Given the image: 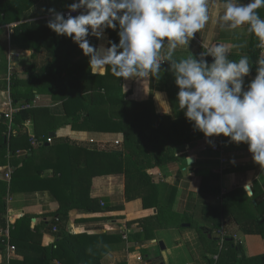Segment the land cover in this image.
I'll return each instance as SVG.
<instances>
[{
    "label": "crops",
    "instance_id": "1",
    "mask_svg": "<svg viewBox=\"0 0 264 264\" xmlns=\"http://www.w3.org/2000/svg\"><path fill=\"white\" fill-rule=\"evenodd\" d=\"M73 2L78 0H39L25 12L20 21L0 26V110L6 109L9 103H13L11 81L14 79L17 81L21 94L29 87L33 88L35 96L31 106L47 108L51 115L57 117L66 115L63 99L53 96L63 95L64 90L66 91L70 86L66 79L68 68L77 66L81 70L93 73L89 64L90 57L84 55L75 41H63L56 57L57 63L48 70L50 71L48 78L43 79L39 89L36 81L29 80L30 66L35 63L36 70L42 69L52 60V56L48 54L47 49L33 54L32 50L21 48L22 41L16 39L17 36L15 38L14 27L23 22L48 23L54 19L48 9L54 8L56 12L64 14L69 10L68 5ZM226 2L227 0H209L210 19L207 25L189 40L188 45L177 46L172 51L171 60L167 58L170 51L168 41H164L158 77L150 74L144 78L138 76L122 78L121 87L116 88V93L118 95L128 93L127 100L150 99L158 114L174 119L178 116L177 108L180 107L179 87L171 67L173 62H179L188 57L209 60V49L217 44H223L229 49L227 53L229 60L238 61L243 56L250 58L253 33L248 31L249 25L236 29L230 28L227 24L221 27L223 21L220 17L225 11ZM232 2L246 4L250 0H232ZM83 10L86 9L82 8L80 12ZM88 39L98 53L102 54L103 50L109 47L108 31H105L102 38L90 35ZM261 53L264 57V49H261ZM208 64L211 65V62ZM106 70L107 66L97 69L96 74L103 75ZM51 72L55 73L51 74ZM9 73H11L10 76ZM254 78L255 76L251 73L244 78L243 90L248 89ZM114 84L116 85V81ZM79 86L84 91L83 94L89 92L90 86L87 82H82ZM171 95L174 96L177 105H173ZM24 102L25 99L20 97L17 104ZM180 110L185 116V110ZM72 121L71 116L67 118V121H63L53 132L54 135H50L52 140L46 142V145L70 142L98 150L119 149L122 145V135L119 132L86 131L72 126ZM13 124L11 137L17 134L19 127L15 121ZM22 124L23 131L33 137L35 135L34 120H25ZM209 139L215 146L208 142ZM115 140H120L121 143L115 145ZM38 146H34V153L31 149H24L16 154L19 155L20 160L35 154V161L43 164L45 163L43 157L47 150H40ZM214 147L218 150H214ZM164 148L165 154L162 153L160 157L163 159L157 164H153L154 159H152V166L147 169L148 174L159 187L158 208H145L141 197L126 199L125 175L112 173L97 175L92 179L90 196L99 201L100 211L71 210L68 222L70 233L110 235L109 242L103 246L106 253L102 258V264H213L212 260L216 259V255H213L211 244L208 238L203 236L199 225L213 224L207 221L215 220L217 217L214 209L211 208L220 205L222 195L226 192L236 188L249 189L254 182H258L264 188V168L254 162L246 143L231 142L229 137L223 135L208 138L201 132L199 138L194 141L179 144L167 142ZM9 168L13 170L12 162L0 165L2 178ZM52 172L53 170L48 168L44 171V175L52 174ZM205 177H210V187L219 186L220 195L201 191ZM6 200L7 219L24 213L50 214L59 208V202L47 190L8 192ZM49 219L50 216H44L41 219H35V223L44 230ZM229 222V220L223 222L221 230L225 234L227 229L234 232L235 239L243 246L245 255L264 253V238L256 233L254 225L248 222L234 225ZM150 233L154 234L152 239H149ZM218 236L216 235L215 239H219L220 234ZM54 240V235L44 233V244ZM160 243H163L164 248L161 247L158 250L155 246H159ZM221 243L219 240L217 245L222 246ZM138 256L142 257L141 260L137 258ZM7 258L21 259L22 256L17 254L15 249H7L4 246L0 248V264ZM51 264L61 263L54 260Z\"/></svg>",
    "mask_w": 264,
    "mask_h": 264
},
{
    "label": "trees",
    "instance_id": "2",
    "mask_svg": "<svg viewBox=\"0 0 264 264\" xmlns=\"http://www.w3.org/2000/svg\"><path fill=\"white\" fill-rule=\"evenodd\" d=\"M39 0H0V26L20 21L25 12ZM86 10L81 11L79 14ZM261 18H264V7L257 9ZM109 41L119 44V26L117 30L107 29ZM16 39L22 41L21 48L30 49L33 54L47 49L52 56L42 69L36 70L35 63L29 69V80L36 81L37 87L43 79L48 78V71L57 63V54L65 40L74 42L66 35H58L48 27L46 22L19 23L14 27ZM15 39V40H16ZM258 38L252 34L249 58L251 74L257 75L258 61L264 58L261 53ZM110 47V44H109ZM208 63H212L210 59ZM54 67V66H53ZM70 67V65H69ZM55 72H51L53 74ZM67 83L70 86L64 90L63 95L53 96L62 98L66 108V115L57 117L51 115L47 108L30 106L21 109L14 115V121L19 125L17 134L7 138L5 132L7 124L0 119V165L12 162L13 170L10 181L2 178L0 174V226H10L9 243L15 247L21 259L13 258L3 260L1 264H51L58 260L61 264H102L106 253L103 246L109 242L110 235H92L87 233L72 234L68 230L70 212L73 209H82L88 212L100 211L99 201L90 196L93 177L97 175L123 173L125 175L126 199L141 197L145 208H158V185L148 174V167L159 163L162 153L165 154L167 142L172 144L191 142L199 138L202 131L194 127L190 121L178 110V116L171 119L155 111L152 100H127L128 93H116L121 87L122 78L111 72L107 66L106 72L93 74L81 70L80 67H70L67 73ZM116 81V85L114 82ZM87 82L89 92L81 90L79 84ZM77 84V87H76ZM17 81H11V98L17 104L20 97L25 103L31 104L35 94L33 88H28L23 94L19 92ZM40 91V90H38ZM173 105H177L171 95ZM176 108V107H175ZM73 118L72 126L86 131L119 132L122 135V145L119 149L98 150L70 142L46 145L50 133L67 118ZM32 119L35 123V135L41 144L40 150H47L43 159L45 163H37L36 155L32 154L18 158L16 153L24 149L35 148L32 138L23 131L22 123ZM83 120V121H82ZM82 123L78 124V122ZM77 125V126H75ZM164 148V149H163ZM48 168L52 174H45ZM210 177L203 178L201 191L221 194L219 186H209ZM50 191L59 202L56 212L50 214L24 213L18 217L6 218L8 192ZM217 216L207 223L199 225L204 237L208 238L213 255V264H264V253L247 256L243 246L236 241L234 232L227 229L222 246L217 243L221 238L215 239L223 229V222L239 225L243 222L251 223L256 227V233L264 238V188L254 182L249 189L236 188L222 195L220 205L212 207ZM50 216L46 228L41 229L35 219ZM228 219L227 221H225ZM35 223L33 226L32 224ZM45 223V222H44ZM57 231H53V227ZM159 226V225H158ZM207 230V231H206ZM226 230V229H225ZM44 233L55 236V240L44 244ZM210 235V236H209ZM154 237L149 234V239ZM219 237V236H218ZM4 240V241H3ZM6 239L0 238V248L6 245Z\"/></svg>",
    "mask_w": 264,
    "mask_h": 264
},
{
    "label": "clouds",
    "instance_id": "3",
    "mask_svg": "<svg viewBox=\"0 0 264 264\" xmlns=\"http://www.w3.org/2000/svg\"><path fill=\"white\" fill-rule=\"evenodd\" d=\"M262 7L264 0L246 4L227 0L221 27L249 25L248 31L264 49V19L257 12ZM68 8L70 13L86 11L65 18L54 8L48 9L54 16L48 27L79 45L90 57L93 74L111 66L113 75L125 79L158 77L164 41H168L167 58L171 60L172 51L188 45L210 19L209 0H78ZM117 26L119 44L109 41L110 47L98 53L88 37L102 38L107 29L117 30ZM228 52L226 46L217 44L209 49L208 54L214 57L211 65L192 57L172 63L179 107L206 137L223 135L231 142L248 144L254 162L264 168V58L259 59L257 75L245 91L244 78L251 72L249 58L229 60ZM208 142L215 146L211 139Z\"/></svg>",
    "mask_w": 264,
    "mask_h": 264
},
{
    "label": "built area",
    "instance_id": "4",
    "mask_svg": "<svg viewBox=\"0 0 264 264\" xmlns=\"http://www.w3.org/2000/svg\"><path fill=\"white\" fill-rule=\"evenodd\" d=\"M80 13V9L76 12H71L68 10L66 12H64V15H65V18H67V16L69 14L71 15H78ZM210 58V60H214V57L212 55H209L208 56ZM11 73H9V76H10ZM31 104H27V103H21V104H13V103H9L8 107L6 109H2L0 110V119H3L6 124H7V131L5 132V135L7 136V138H10L11 137V134H12V131H13V123H14V115L17 114V112H19L21 109H24V108H28L30 107ZM52 138L51 137H48L47 139V142H51ZM32 144L33 146L35 145H40L41 143L36 139L32 138ZM115 145H119L121 143L120 140H115L114 141ZM214 150H218L217 147H214L213 148ZM11 174H12V170L9 168L5 173H4V179L7 180V181H10L11 179ZM53 231H57V227L54 226L53 227ZM4 238L6 239V247L7 249H15L14 246H12L8 241L10 239V226L9 224L7 223V226L5 228H0V238ZM220 238H221V242L224 240L225 238V233L223 230L220 231ZM4 241V240H3ZM138 259L141 260V256H138L137 257ZM215 258H217V255L215 256ZM7 260V263H9V258L6 259Z\"/></svg>",
    "mask_w": 264,
    "mask_h": 264
},
{
    "label": "water",
    "instance_id": "5",
    "mask_svg": "<svg viewBox=\"0 0 264 264\" xmlns=\"http://www.w3.org/2000/svg\"><path fill=\"white\" fill-rule=\"evenodd\" d=\"M50 135H51V136H53V135H54V133H53V132H51V133H50ZM160 245H161V247H162V248H164V245H163V243H160Z\"/></svg>",
    "mask_w": 264,
    "mask_h": 264
},
{
    "label": "rangeland",
    "instance_id": "6",
    "mask_svg": "<svg viewBox=\"0 0 264 264\" xmlns=\"http://www.w3.org/2000/svg\"><path fill=\"white\" fill-rule=\"evenodd\" d=\"M156 248H158V250H160L161 249V246L159 245V246H155Z\"/></svg>",
    "mask_w": 264,
    "mask_h": 264
}]
</instances>
